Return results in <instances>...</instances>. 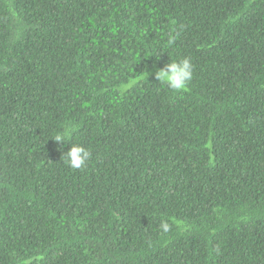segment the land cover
<instances>
[{"label": "trees", "instance_id": "16d2710c", "mask_svg": "<svg viewBox=\"0 0 264 264\" xmlns=\"http://www.w3.org/2000/svg\"><path fill=\"white\" fill-rule=\"evenodd\" d=\"M0 264H264V0H0Z\"/></svg>", "mask_w": 264, "mask_h": 264}, {"label": "clouds", "instance_id": "9594fccd", "mask_svg": "<svg viewBox=\"0 0 264 264\" xmlns=\"http://www.w3.org/2000/svg\"><path fill=\"white\" fill-rule=\"evenodd\" d=\"M174 39L175 38L173 37L168 40L167 45L169 47L174 43ZM193 73L194 66L191 59L189 57H183L178 60L171 59V62L165 64L161 68H158L155 72V79L166 85V87L171 91L181 92L187 88L188 83L193 78ZM177 108L178 106H173L164 113H154L152 116L157 120H162ZM74 131L75 127L69 123L64 126L62 131L57 132L53 138L55 141L65 142L71 139V134ZM173 134L180 136L183 135L182 128L175 129ZM168 156L176 160H187L193 158V156L188 157L183 155L181 151L175 149L174 147L168 149ZM91 158L92 152L78 143L71 144V147L62 156L64 164L74 170H82L86 168ZM63 201L67 209H71L68 198L64 197ZM160 229L162 232L167 233L170 230V225L167 222L162 221Z\"/></svg>", "mask_w": 264, "mask_h": 264}]
</instances>
